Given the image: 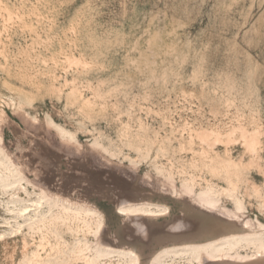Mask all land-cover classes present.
I'll return each instance as SVG.
<instances>
[{"label": "rangeland", "instance_id": "rangeland-1", "mask_svg": "<svg viewBox=\"0 0 264 264\" xmlns=\"http://www.w3.org/2000/svg\"><path fill=\"white\" fill-rule=\"evenodd\" d=\"M0 264H264V0H0Z\"/></svg>", "mask_w": 264, "mask_h": 264}, {"label": "bare ground", "instance_id": "bare-ground-1", "mask_svg": "<svg viewBox=\"0 0 264 264\" xmlns=\"http://www.w3.org/2000/svg\"><path fill=\"white\" fill-rule=\"evenodd\" d=\"M205 203L208 204L209 206L214 205V201H212V200L205 201ZM241 208H242L241 205H237V209H238V210L241 209ZM24 209H25V208L20 209L19 212H22ZM18 230H19V226H16L13 230H11V232H17ZM130 260H131L132 262H136V261H137V258H136V257H133V258H130Z\"/></svg>", "mask_w": 264, "mask_h": 264}]
</instances>
